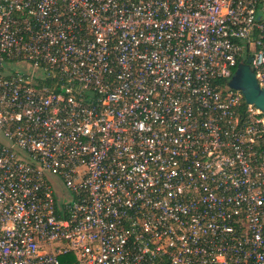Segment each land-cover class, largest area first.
<instances>
[{"label": "built area", "instance_id": "obj_1", "mask_svg": "<svg viewBox=\"0 0 264 264\" xmlns=\"http://www.w3.org/2000/svg\"><path fill=\"white\" fill-rule=\"evenodd\" d=\"M248 55L264 0H0V264H264Z\"/></svg>", "mask_w": 264, "mask_h": 264}, {"label": "water", "instance_id": "obj_2", "mask_svg": "<svg viewBox=\"0 0 264 264\" xmlns=\"http://www.w3.org/2000/svg\"><path fill=\"white\" fill-rule=\"evenodd\" d=\"M251 55L238 63V66L230 78L228 85L240 90L245 102L258 107L264 115V88L257 83L254 72L250 68Z\"/></svg>", "mask_w": 264, "mask_h": 264}, {"label": "rangeland", "instance_id": "obj_3", "mask_svg": "<svg viewBox=\"0 0 264 264\" xmlns=\"http://www.w3.org/2000/svg\"><path fill=\"white\" fill-rule=\"evenodd\" d=\"M3 69L8 72L11 73L13 71H21V70H25L27 68V65H20V64H10V63H3L2 64ZM57 188L58 189H62L61 184H57Z\"/></svg>", "mask_w": 264, "mask_h": 264}, {"label": "trees", "instance_id": "obj_4", "mask_svg": "<svg viewBox=\"0 0 264 264\" xmlns=\"http://www.w3.org/2000/svg\"><path fill=\"white\" fill-rule=\"evenodd\" d=\"M61 264H78L75 256L72 253L59 255Z\"/></svg>", "mask_w": 264, "mask_h": 264}]
</instances>
